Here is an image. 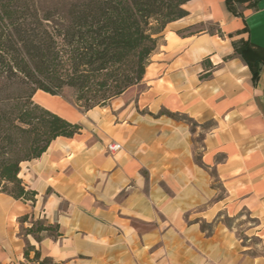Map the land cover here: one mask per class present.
I'll list each match as a JSON object with an SVG mask.
<instances>
[{
	"label": "crops",
	"instance_id": "crops-1",
	"mask_svg": "<svg viewBox=\"0 0 264 264\" xmlns=\"http://www.w3.org/2000/svg\"><path fill=\"white\" fill-rule=\"evenodd\" d=\"M183 9L88 127L51 111L83 129L21 164L34 204L0 193V264H36L26 245L55 264H264V0ZM32 220L59 236H25Z\"/></svg>",
	"mask_w": 264,
	"mask_h": 264
},
{
	"label": "trees",
	"instance_id": "trees-1",
	"mask_svg": "<svg viewBox=\"0 0 264 264\" xmlns=\"http://www.w3.org/2000/svg\"><path fill=\"white\" fill-rule=\"evenodd\" d=\"M189 1L0 0V193L34 204L36 192L18 177L21 164L83 129L36 104L34 95L59 96L69 89L85 112L107 107L142 81L160 34L186 16ZM27 220L28 215L19 219ZM22 231L37 243L43 234L59 236L58 226L43 220H32ZM24 257L55 264L29 245Z\"/></svg>",
	"mask_w": 264,
	"mask_h": 264
},
{
	"label": "rangeland",
	"instance_id": "rangeland-1",
	"mask_svg": "<svg viewBox=\"0 0 264 264\" xmlns=\"http://www.w3.org/2000/svg\"><path fill=\"white\" fill-rule=\"evenodd\" d=\"M208 30L212 31V29ZM54 98L57 101L58 107L53 109V112L58 113L63 117H69L71 113H78L81 116L82 123L88 127V119L90 114H87L84 110L78 108L75 105L71 90L64 89L59 96H54Z\"/></svg>",
	"mask_w": 264,
	"mask_h": 264
},
{
	"label": "bare ground",
	"instance_id": "bare-ground-1",
	"mask_svg": "<svg viewBox=\"0 0 264 264\" xmlns=\"http://www.w3.org/2000/svg\"><path fill=\"white\" fill-rule=\"evenodd\" d=\"M40 95H43V94H40ZM42 97L44 98L43 101H40L39 100V96H37L36 98H34L35 102H39V103L43 104V106L46 109H49L50 111H52L53 109L58 107L57 101L55 100L54 97H51L49 95H45V96H42Z\"/></svg>",
	"mask_w": 264,
	"mask_h": 264
},
{
	"label": "built area",
	"instance_id": "built-area-1",
	"mask_svg": "<svg viewBox=\"0 0 264 264\" xmlns=\"http://www.w3.org/2000/svg\"><path fill=\"white\" fill-rule=\"evenodd\" d=\"M107 150H108V152H116V151L120 150V146L117 144H110L107 147Z\"/></svg>",
	"mask_w": 264,
	"mask_h": 264
}]
</instances>
